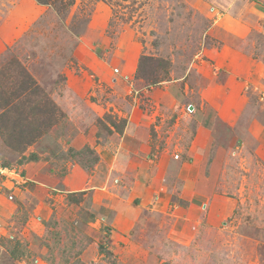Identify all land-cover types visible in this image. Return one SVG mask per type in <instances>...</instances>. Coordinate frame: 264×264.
Here are the masks:
<instances>
[{"label": "rangeland", "instance_id": "374dc122", "mask_svg": "<svg viewBox=\"0 0 264 264\" xmlns=\"http://www.w3.org/2000/svg\"><path fill=\"white\" fill-rule=\"evenodd\" d=\"M213 2L0 0V162L33 180L0 205V264H264V0ZM129 127L143 196L101 157Z\"/></svg>", "mask_w": 264, "mask_h": 264}, {"label": "crops", "instance_id": "0c3cea01", "mask_svg": "<svg viewBox=\"0 0 264 264\" xmlns=\"http://www.w3.org/2000/svg\"><path fill=\"white\" fill-rule=\"evenodd\" d=\"M213 3L216 5L217 8L224 11L225 16H227L228 18H231V19L237 18L238 19L243 15L246 8H248V6L250 4V0H215V2H213ZM199 6H201V4H199ZM263 48H264V45H263ZM259 51H262V50L259 49ZM262 53H261L262 55L258 56V61H260V63H262L264 65V50ZM263 71H264V67H263ZM261 82H262L263 87H264V78H262ZM257 116H258L257 121L259 123H260L259 120H263V124L261 126V129L264 131V117L260 116L259 114H257ZM204 118L206 120H208V118H206L205 115H204ZM206 123H207V127H208L209 122L206 121ZM133 129H134L133 127H131V128L129 127V132H127V131L122 132V133L114 132L113 134H111L109 136V140L111 139L110 144H111V146H113V148H117V149L115 150V152L112 151L113 154H111L110 151L106 152V153L102 151L101 157L103 155V157H106L108 159V162H110V163H107V162L105 163L106 168H107V170L110 171V173H112V170L116 171V169H118V167H120V168L122 167V169H124L126 172L125 175L128 173L133 174V177H131V176L129 177V178H133V182H134L132 184L131 188H132V190H134V194L136 196H143L145 194L144 189L148 188L146 183L141 182V178H142L141 176H143V172H144L142 170L144 168L143 162H147V160H148V162H151L152 161L151 157L153 155L149 156L147 154L146 147L149 145V141L145 140L143 135L139 136V135H137V133H136V135H134L135 132ZM120 134H122V135H120ZM47 140H53V139L51 137L47 138L44 143H46V144L48 143L49 145L56 143V142L51 143ZM199 148H201V147H199ZM120 153H123V156H121ZM163 158H164V156H162V155L159 158H156V160L154 162L155 165L161 164V162L164 160ZM126 159H128L131 164L129 163L128 165H124L123 162ZM133 161H135V164H136V165H133L134 167L132 166ZM25 175H26V172H25ZM26 177L30 181V184L27 188H30L33 180L31 178H29L27 175H26ZM138 185H139V187H138ZM142 186H143V188H141ZM138 188H139V191H141V189H142V191L141 192L137 191ZM129 193H131V192H128V194ZM128 196H130V194L127 195L126 198H128ZM20 197H21V194L19 192H17L16 193V200H19ZM122 198H124V197H122ZM2 203L7 204L9 202H6L4 199H0V205ZM112 214L115 215V212L114 211L108 212L107 217H105L106 221L108 219L113 220L114 218L117 221V216L113 217Z\"/></svg>", "mask_w": 264, "mask_h": 264}, {"label": "trees", "instance_id": "16d2710c", "mask_svg": "<svg viewBox=\"0 0 264 264\" xmlns=\"http://www.w3.org/2000/svg\"><path fill=\"white\" fill-rule=\"evenodd\" d=\"M30 80H31L32 84L35 86L34 92L31 95L36 96V94L41 92L42 89L31 78H30ZM27 89L28 88H25L24 91H27ZM42 93L45 96V93L43 91H42ZM36 97H38V96H36ZM27 102L33 103V102H31V100H29ZM41 102H42V100L41 101L39 100L38 104ZM1 103H3L5 108L10 107L12 105H15L14 100H11V99L10 100H1ZM48 105L52 106V107H50V110H46V112H44V110H42V108H39L40 106L35 107V105H34V109H36L37 113L44 114L45 118H51V120L46 119V122L41 123V125H39V126L37 124L36 130L30 131V128H26L24 132L21 130L22 132H21L20 136H17V141L19 142L18 144L26 146V145H30V144L34 143L38 138H40L42 135H44L46 130H49L52 127V125H55L53 117L56 115V111H55L56 106L54 104H50V103ZM33 121L36 123L37 118H35V120H33ZM41 126H43V128H41Z\"/></svg>", "mask_w": 264, "mask_h": 264}, {"label": "built area", "instance_id": "2783aa9c", "mask_svg": "<svg viewBox=\"0 0 264 264\" xmlns=\"http://www.w3.org/2000/svg\"><path fill=\"white\" fill-rule=\"evenodd\" d=\"M30 181L18 165L0 162V199L16 201V193Z\"/></svg>", "mask_w": 264, "mask_h": 264}, {"label": "water", "instance_id": "95a60500", "mask_svg": "<svg viewBox=\"0 0 264 264\" xmlns=\"http://www.w3.org/2000/svg\"><path fill=\"white\" fill-rule=\"evenodd\" d=\"M193 108L192 107H190V110H192Z\"/></svg>", "mask_w": 264, "mask_h": 264}]
</instances>
